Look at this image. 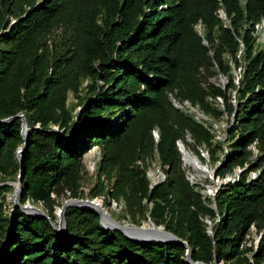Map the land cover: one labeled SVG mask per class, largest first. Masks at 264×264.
I'll return each instance as SVG.
<instances>
[{
	"label": "trees",
	"instance_id": "1",
	"mask_svg": "<svg viewBox=\"0 0 264 264\" xmlns=\"http://www.w3.org/2000/svg\"><path fill=\"white\" fill-rule=\"evenodd\" d=\"M260 26L264 32V0H0V180L20 183L23 122H3L24 115L29 149L20 204H42L49 218L16 206L7 214L11 189H0V264H264ZM59 30L61 42L49 45ZM242 47L235 104L230 87L211 80L216 69L234 87L226 57L239 65ZM71 94L82 106L77 116ZM172 98L217 118L235 116L223 160L212 132ZM217 99L224 111L212 107ZM187 139L221 162L220 179L240 171L217 197L221 220L212 235L203 218L214 220L216 213L183 167L178 143ZM95 147L102 155L91 197L123 202L133 223L150 218L188 247L136 243L79 208L67 209L62 234L54 229L56 199L65 192L82 199L85 157ZM157 159L167 181L151 190L147 169ZM253 229L261 236L258 247L247 243Z\"/></svg>",
	"mask_w": 264,
	"mask_h": 264
},
{
	"label": "rangeland",
	"instance_id": "2",
	"mask_svg": "<svg viewBox=\"0 0 264 264\" xmlns=\"http://www.w3.org/2000/svg\"><path fill=\"white\" fill-rule=\"evenodd\" d=\"M220 18L225 25H228V20L225 17L224 13H221ZM262 28L263 27L260 26L258 28V33L256 34V37L258 38L259 41V49L262 48L264 45V32L262 31ZM197 31L202 37H204L205 30L201 24L197 26ZM62 37H63L62 31L61 30L57 31L52 37H50L49 45L59 44L62 40ZM243 49L244 48L242 47V52L238 56L240 62L239 65H237L235 61L231 60V58L226 57L229 65H231L232 68L231 75L234 78V87H231L232 82L227 77H224L222 74H220L219 70L216 69H215L216 76L211 80L213 84L217 85L220 88L228 89L230 87L232 101L235 104H237L238 101V97H239L238 93L242 85V79L244 73ZM87 87H88V83H85L84 88L86 89ZM172 101L179 110L193 117L196 121L203 124L207 129H209L212 132V134L214 135V144L217 147H219L218 154L216 157L219 158L220 160H223L230 151L229 149L230 136L228 134V131L233 126V121L235 120V116L229 117L227 115H224L221 118H217L214 115L210 113H206L205 111L201 110L200 107H192L188 103H185V105H180L174 98H172ZM210 103L213 108L218 109L219 111H224L223 100L221 99L210 100ZM69 107L73 112V116H77L79 112L82 111V106L79 100L73 94H71L69 97ZM179 143L180 146L183 145V147H185L188 151H190L201 161L202 170L197 171L193 167L186 165L183 157V167L184 170L186 171V175L189 182L193 186H196L201 191L206 203L216 213V217L214 220H212L209 217L203 218V222L207 226L209 234L212 235V233L214 232L216 222L219 223L221 220V216L218 213V209H217V202H216L217 197L223 188L228 187L230 184L234 183L235 180H237V175L240 174V171L237 170L234 175H229L226 179H220L216 175V170L221 165L220 164L221 162L215 163L212 153H210V151L206 147L199 148L197 150L194 147V143L190 139L186 140L185 143L186 145H184L182 142ZM101 155L102 152L100 147H95L85 157V171L83 175V182L81 188L82 199L72 198L69 192H65L60 198L56 199L57 204H59V207L56 210V217L58 220V224L60 222L63 207L66 203L72 202L74 200H79L84 202L86 201L95 202V205L97 206L96 202H98L101 206L102 209L101 211L108 212L113 220H115L122 226L127 227L132 234H135L143 238H152V237L163 238V236L166 234L165 228L163 226L156 227L153 224V222L150 220V218L141 220L138 223H133V221H131L130 218L127 216L125 208L120 209L119 207H116L117 203L114 201H111L110 204H108L107 194H103L95 199L91 197V192L97 185L98 169L101 161ZM151 170H153L156 173L158 169L155 170L151 165L148 171L151 172ZM162 171L164 172L163 168ZM252 176L255 175L252 174ZM18 186L19 185H17L16 183H11V182L2 183V180H0V189H5V188L11 189V192L7 193V198H6L7 200L5 204L7 214L12 213L15 208L16 205L15 199L17 198ZM19 204L20 202L18 203V206ZM25 206L26 207L30 206L35 210L33 212H28V214L30 215H37L39 211L45 213L42 204L33 205L29 203ZM104 226L114 228V225L109 220L105 221ZM260 239L261 236L258 234L257 230L253 229L251 234L247 238L248 246L251 247L254 245L255 247H258L260 243ZM221 264H226V263H221Z\"/></svg>",
	"mask_w": 264,
	"mask_h": 264
},
{
	"label": "water",
	"instance_id": "3",
	"mask_svg": "<svg viewBox=\"0 0 264 264\" xmlns=\"http://www.w3.org/2000/svg\"><path fill=\"white\" fill-rule=\"evenodd\" d=\"M16 119H21L22 122H23V136L26 139V144H25V147L22 150H20V152H19V162L21 164V179H20V183H19V186H18L17 198L15 199V201H16V205L15 206H16V208H20L22 211H25L24 212L25 214L30 215V214H28V212L35 211L32 207H30V206H28V207L25 206L24 207L21 204H19V206H18V203L20 202L21 196H22L23 181H24L25 172H26L25 162L23 160V155L25 153H27V151L29 149V145H28L29 134H28V131H27V123H26L24 115H20V116H18L16 118L9 119V120H7V121H5L3 123L7 124V123H10L11 121L16 120ZM182 146L183 145H181V147H180V152L182 153V155H184L183 151H182ZM93 203L94 202H89V201L84 202V201H79V200H74L72 202L66 203L64 205V207H63L58 227L53 222H51V224L53 225L54 229L56 231H58L59 234H62L65 231V229H66V215H65V213H66L67 209H69V208H79V209H83V210H86V211L93 212L94 214H96L99 217H101L102 220H104V217H105L107 220H109L114 225V229L115 230L121 232L129 240L134 241L136 243H141L142 244V243H170V242H178V243H181V244L187 246L186 243L178 241V240H175V239H172L167 234H165L163 236V238H154V237H152V238H143V237H139V236H137L135 234H131L130 232H128L129 229L127 227H124L121 224H119L118 222H116L115 220H113L108 212L104 214L99 209H97L96 207L92 206ZM31 216H39V217H44V218L49 219L45 215V213L40 212V211H39V213L37 215H31ZM190 257H191V253L188 254L189 263H190ZM190 264H192V263H190ZM196 264H201V263H196Z\"/></svg>",
	"mask_w": 264,
	"mask_h": 264
},
{
	"label": "built area",
	"instance_id": "4",
	"mask_svg": "<svg viewBox=\"0 0 264 264\" xmlns=\"http://www.w3.org/2000/svg\"><path fill=\"white\" fill-rule=\"evenodd\" d=\"M175 107L177 108L176 105H175ZM154 136L156 138V141L158 142L160 139V135H159V132L157 130L154 131ZM178 146L180 149V147H181L180 143L178 144ZM138 165L141 167H144L141 162H139ZM151 165L153 166V168L155 170L158 169L156 173L153 170H151V172L148 171V169L150 168ZM151 165L147 169V176H148V179L150 180V183H151V190H153L157 186L165 183L167 181V176L164 173L165 171L164 172L162 171V168H161V165H160L158 159L155 162H153ZM161 176H162V178H161ZM116 207H119L120 209H124L125 204L123 202L120 204L117 203Z\"/></svg>",
	"mask_w": 264,
	"mask_h": 264
},
{
	"label": "bare ground",
	"instance_id": "5",
	"mask_svg": "<svg viewBox=\"0 0 264 264\" xmlns=\"http://www.w3.org/2000/svg\"><path fill=\"white\" fill-rule=\"evenodd\" d=\"M182 151H183V156H184V160H185V164L188 165V166H191L193 167L195 170L197 171H200L202 170V164H201V161L195 156L193 155L190 151H188L185 147L182 146ZM91 206V205H90ZM94 207H96L97 209H99V207H97L95 205V202L93 203ZM100 210V209H99ZM101 211V210H100ZM103 212L104 214L107 213L106 211H101ZM104 219H106L104 217ZM130 232V231H128ZM131 233V232H130ZM132 234V233H131Z\"/></svg>",
	"mask_w": 264,
	"mask_h": 264
}]
</instances>
